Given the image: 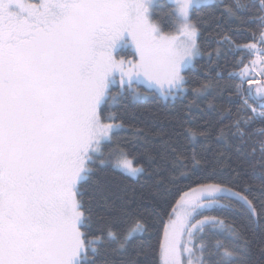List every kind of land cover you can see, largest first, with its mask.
Here are the masks:
<instances>
[{"label": "snow or ice", "instance_id": "obj_1", "mask_svg": "<svg viewBox=\"0 0 264 264\" xmlns=\"http://www.w3.org/2000/svg\"><path fill=\"white\" fill-rule=\"evenodd\" d=\"M162 2L0 0V264H140L149 249L155 264H264V185L241 183L213 144L264 169V0L216 5L218 28L255 25L251 42L220 36L146 164L102 150L125 128L113 105L175 99L193 83L185 70L204 54L194 14L207 0H167L169 31ZM227 54L233 71H215ZM201 99L218 118L194 114ZM133 135L151 143L142 128ZM108 168L146 175L156 194L116 195Z\"/></svg>", "mask_w": 264, "mask_h": 264}, {"label": "trees", "instance_id": "obj_2", "mask_svg": "<svg viewBox=\"0 0 264 264\" xmlns=\"http://www.w3.org/2000/svg\"><path fill=\"white\" fill-rule=\"evenodd\" d=\"M227 2V0H224ZM221 0H216L212 4H207L202 6L195 14L194 19L199 20L202 24V34L199 38V43L202 53L201 57H198L194 61V67H189L185 70L186 76L193 79V83L188 84V92L184 96H177L175 99L165 100L162 96L157 93L155 96L150 95L148 102L141 104L139 106L134 105L129 98L128 100H121L118 105H113L111 111L117 113V115L124 121L125 128L120 130L118 135L113 138L110 144L102 145V150L104 154H107L117 148H122L126 153H128V158L131 159L135 165L146 164L145 153L152 149V144L157 142V137L155 133L159 132L161 129L168 130L170 128L169 118L175 113L183 110L185 105L189 104L193 100V95L191 89L195 86V81L204 79L205 74L208 72V56L207 53L214 52L217 47V40L221 35L227 34L236 44H246L251 42L250 36L253 31H255V25H248L244 28H238L233 25V31H228V26L221 24L218 28L215 24V20L219 19L220 11L216 7L220 4ZM167 4L166 0H163L161 4L157 5L156 12L160 17V21L164 30H171L166 24V19L164 15L168 12L169 8L164 6ZM242 32L243 35H236L235 32ZM121 55H126L122 52ZM131 58L130 55H126ZM238 59V57H237ZM219 68H215V71H233L231 65L235 62L233 60L232 54H227L219 59ZM247 63V61H246ZM221 83H224L221 81ZM140 92H145L146 87L143 85H134ZM116 88H113V92ZM212 95L219 96L220 92L216 89L211 90ZM228 93H224L227 96ZM199 103V108H193V112L196 116L203 115L205 119L208 118H218V111L213 112L212 109L208 108V100L201 99ZM224 107H232L229 104H225ZM203 123V120L199 121ZM227 123V121H225ZM137 128H142L146 133L147 137L151 141L148 143L143 138L140 139L139 143L136 142L137 138L133 135ZM214 147L220 149L225 153L226 159L225 163L222 165L223 168L229 169L236 168L241 171V183H246L254 189H259L264 185V169L259 167V164L252 159L250 155H238L236 153L235 147H226L225 141L214 140ZM250 151V149H249ZM255 165V167H253ZM107 176L112 182L114 187V192L116 195H123L124 193L119 192V187L128 185L129 190L126 195L130 198L136 199L141 196H153L155 195L154 190H150L147 185L151 183L146 175H141L137 179H125L123 175L119 172L114 171L111 168L107 169ZM143 185V187H142ZM215 214V213H211ZM151 246H155L157 243L156 235L152 236L150 242ZM140 264H155V256L149 249L148 255H141L138 257Z\"/></svg>", "mask_w": 264, "mask_h": 264}, {"label": "rangeland", "instance_id": "obj_3", "mask_svg": "<svg viewBox=\"0 0 264 264\" xmlns=\"http://www.w3.org/2000/svg\"><path fill=\"white\" fill-rule=\"evenodd\" d=\"M167 1V0H166ZM216 0H207V3H206V5L207 4H212V3H214ZM164 18L166 19V24L168 25V21H167V17H166V15H164ZM163 27V26H162ZM166 31V30H165ZM126 58H129V57H127L126 56ZM130 59V58H129ZM191 67V66H190ZM188 69V68H187ZM119 78L117 77V80H118ZM137 85H143V86H145L146 87V85H144V84H137ZM135 88H136V86H134ZM139 91V90H138ZM169 99H173V98H171V97H169V98H167V99H165V100H169ZM133 164H134V162H133ZM135 165V164H134Z\"/></svg>", "mask_w": 264, "mask_h": 264}]
</instances>
